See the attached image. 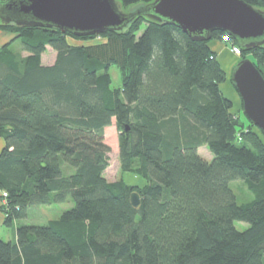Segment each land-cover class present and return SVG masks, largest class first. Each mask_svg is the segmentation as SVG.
I'll return each mask as SVG.
<instances>
[{"label": "trees", "instance_id": "16d2710c", "mask_svg": "<svg viewBox=\"0 0 264 264\" xmlns=\"http://www.w3.org/2000/svg\"><path fill=\"white\" fill-rule=\"evenodd\" d=\"M114 1L132 11L153 2ZM242 1L264 11V0ZM0 30L13 37L0 46V212L13 229L0 264H264V137L231 114L210 48L227 36L264 78V44L241 48L220 31L189 37L144 15L98 36ZM47 48L55 60L44 65ZM112 125L121 173L142 185L105 179ZM236 180L250 202L237 204ZM68 201L56 220L17 225L30 208Z\"/></svg>", "mask_w": 264, "mask_h": 264}, {"label": "water", "instance_id": "95a60500", "mask_svg": "<svg viewBox=\"0 0 264 264\" xmlns=\"http://www.w3.org/2000/svg\"><path fill=\"white\" fill-rule=\"evenodd\" d=\"M0 23L43 27L76 37L121 31L135 17L144 15L178 28L189 37L225 32L241 48L264 44V11L242 0H153L135 11L118 10L114 0H0ZM232 86L241 99L249 124L264 137V78L254 62L240 60L234 67ZM132 207L139 196H130Z\"/></svg>", "mask_w": 264, "mask_h": 264}, {"label": "rangeland", "instance_id": "374dc122", "mask_svg": "<svg viewBox=\"0 0 264 264\" xmlns=\"http://www.w3.org/2000/svg\"><path fill=\"white\" fill-rule=\"evenodd\" d=\"M1 4H3V3H0V5ZM117 7H118V10H120L122 12H130V11H132V9H134L132 7V8H129L127 10L126 9L124 10V9H121L118 4H117ZM0 22H1V18H0ZM7 34L10 35V33H7V32L0 30V38L3 37L4 35H7ZM9 39H10V37H9ZM216 43H217L216 45H218V47H220V48L223 47L224 49H226V51H228V55H227L226 59L224 60L226 65H228L231 62L230 58L235 59V61H233L234 64H233L232 68L230 69L231 71L228 69L229 71L227 73L224 72L226 75V80L224 83L229 84V86L233 89L232 91L234 93L233 94L234 97L232 98V100H230L232 102L231 114L234 116V118H238V119H240L241 122L246 124L247 120L245 119L243 111H242L241 99H240L239 95L237 94V92L234 90L232 83H231V80H230L232 71H233L235 65L240 61L241 56L233 54L229 50L230 45L228 43L223 42V41H216ZM19 46H20V44L17 41V43L14 44V46H12L11 49L16 52L18 50ZM217 57L218 56L216 55V58ZM246 58H248L254 62V59L252 56L248 55V56H246ZM54 60H55V53L50 48H47L45 53L42 55V63L44 65L52 64L54 62ZM218 63H219V65L222 66V62L219 60V58H218ZM109 73H110V76L112 78V87H114V88L119 87L120 86V80H119L120 76H119L117 69L115 67H112L110 69ZM224 83H222V84H224ZM104 133H105L104 144H106L109 147V152L107 155L109 165H108V168L104 171L105 179L108 182H113V181L122 179L128 185H135V184L136 185H142L143 181L141 179L132 176V174H130V173H124V174L121 173L120 165H119V159H118V139H117L118 132H117L115 126L112 125L111 127L106 128L104 130ZM198 153L200 154L201 157H203L207 161L211 160V158H212V155L210 154V152L207 150L206 147L199 148ZM230 188L235 195L237 204H244V203L250 202L253 199V195L246 189L244 184L239 180L230 182ZM0 201H1V204H5L4 200L1 199V195H0ZM71 207H72V203L70 201L65 202V203L52 204V205H48V206L33 207V208H30L28 210L27 217L25 219L18 221L17 225H44L50 220L58 219L64 211L68 210ZM234 226L239 231H243L247 228V225L245 223H241V222H235ZM12 236H13V229L12 228H6L3 225L0 226V239L1 240L8 241L12 238Z\"/></svg>", "mask_w": 264, "mask_h": 264}, {"label": "crops", "instance_id": "0c3cea01", "mask_svg": "<svg viewBox=\"0 0 264 264\" xmlns=\"http://www.w3.org/2000/svg\"><path fill=\"white\" fill-rule=\"evenodd\" d=\"M5 36V37H4ZM3 37H1L0 38V46H2V45H4L5 43H8L9 41H11L12 40V36L11 35H4ZM9 37H10V39H9ZM217 43H216V41H213V42H211V44H210V48H211V50L213 51V52H215L216 53V55L218 56L217 57V60H218V58H219V60L222 62V66H221V68H222V70L225 72V73H227L231 68H232V66H233V64H234V62L233 61H235V59H233V58H230L231 59V62L228 64V65H226L225 64V59H226V57H227V55H228V51H226V49H224L223 47L222 48H220V47H218V45H216ZM220 63V62H219ZM221 64V63H220ZM229 67V68H228ZM229 69V70H228ZM231 71V70H230ZM220 89H221V91H222V93H223V95L226 97V98H228L229 100H232V98L234 97V93H233V89L229 86V84H222L221 86H220ZM3 146H4V143H3V141L0 139V152H1V150H2V148H3ZM1 195V194H0ZM0 205H1V201H0ZM3 216H2V214H1V212H0V226H2L3 224Z\"/></svg>", "mask_w": 264, "mask_h": 264}, {"label": "built area", "instance_id": "2783aa9c", "mask_svg": "<svg viewBox=\"0 0 264 264\" xmlns=\"http://www.w3.org/2000/svg\"><path fill=\"white\" fill-rule=\"evenodd\" d=\"M221 41H223V42H226V43H228L230 46H229V50L233 53V54H235V55H240V50H239V48L237 47V46H235V45H233L231 42H230V39H228V37L227 36H224V37H222V40ZM3 197H5V195L3 194Z\"/></svg>", "mask_w": 264, "mask_h": 264}]
</instances>
